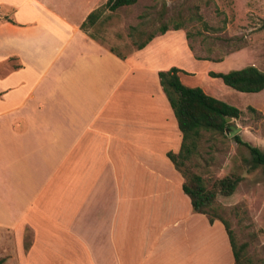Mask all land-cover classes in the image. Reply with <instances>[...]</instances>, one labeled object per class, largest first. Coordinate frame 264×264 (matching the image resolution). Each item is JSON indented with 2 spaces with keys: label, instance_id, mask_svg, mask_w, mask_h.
Masks as SVG:
<instances>
[{
  "label": "crops",
  "instance_id": "crops-1",
  "mask_svg": "<svg viewBox=\"0 0 264 264\" xmlns=\"http://www.w3.org/2000/svg\"><path fill=\"white\" fill-rule=\"evenodd\" d=\"M75 1L0 0V264H232L166 156L181 134L157 77L190 86L184 60H214L180 28L119 53L79 27L95 1ZM244 52L234 69L264 72L254 48L227 55Z\"/></svg>",
  "mask_w": 264,
  "mask_h": 264
},
{
  "label": "rangeland",
  "instance_id": "rangeland-1",
  "mask_svg": "<svg viewBox=\"0 0 264 264\" xmlns=\"http://www.w3.org/2000/svg\"><path fill=\"white\" fill-rule=\"evenodd\" d=\"M93 1L97 7L105 0L75 2L86 5ZM77 16L72 14L71 20L75 21ZM162 25L167 29L178 26L194 56L214 60L194 59L187 64L185 59L183 65L192 72L185 81L237 107L240 115L229 121L239 127L234 135L264 153V89L240 92L204 72L205 68L225 72L229 66L234 69L250 64L252 54L227 55L240 47L258 50L257 57L264 68V0H137L114 10L104 9L93 25H86V30L113 50L125 53L150 34H158ZM248 106L255 111L248 110ZM232 137L225 132H203L196 150L184 160L181 169L186 174L199 175L207 188L223 176L238 177L233 192L228 196L216 195L213 207L226 222L235 246H243L241 254L248 264H264V168L252 167L247 148ZM23 235L26 246L28 228ZM5 264H16L15 258Z\"/></svg>",
  "mask_w": 264,
  "mask_h": 264
},
{
  "label": "trees",
  "instance_id": "trees-1",
  "mask_svg": "<svg viewBox=\"0 0 264 264\" xmlns=\"http://www.w3.org/2000/svg\"><path fill=\"white\" fill-rule=\"evenodd\" d=\"M136 1L105 0L101 5L91 9L85 15L79 27L85 29L86 25H93L104 9L114 10L120 6L131 5ZM177 28L179 27H172V29ZM166 29L162 25L158 33H163ZM155 34H150L144 41L135 44L134 47H143ZM180 71L176 67L157 71L159 84L181 134L178 151L176 153L168 151L166 156L184 178L181 182V190L188 197L191 210L205 214L209 223L214 218H217L222 223L233 257L232 264H248L241 254L243 246H235L226 222L217 215L213 207L216 195L228 196L233 192L238 182V177L223 176L213 182L210 188H207L199 175L186 174L184 169H181L184 160H187L191 153L196 150L198 140L203 135V132L224 134V131L228 130V124L230 123L224 121V117L237 118L240 115V110L221 99L205 93L199 86L183 84L178 77V72ZM207 75L212 78H219L225 86L240 92H258L264 89V72L257 69L254 65H246L225 72L209 70ZM247 109L255 111L251 106H248ZM232 139L247 148L250 155L249 162L252 167L261 166L264 168V153L258 147L240 140L238 135H233ZM1 262L2 258H0Z\"/></svg>",
  "mask_w": 264,
  "mask_h": 264
},
{
  "label": "water",
  "instance_id": "water-1",
  "mask_svg": "<svg viewBox=\"0 0 264 264\" xmlns=\"http://www.w3.org/2000/svg\"><path fill=\"white\" fill-rule=\"evenodd\" d=\"M231 120L230 117H224V121L229 122ZM239 129V127H237L234 123H230L229 125V129L225 130L224 132L228 135V136H232L234 135L237 130Z\"/></svg>",
  "mask_w": 264,
  "mask_h": 264
}]
</instances>
